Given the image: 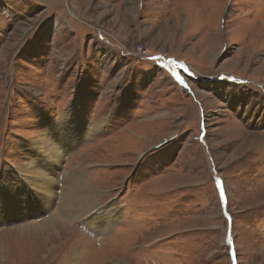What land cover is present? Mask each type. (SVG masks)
<instances>
[{"label":"rangeland","instance_id":"374dc122","mask_svg":"<svg viewBox=\"0 0 264 264\" xmlns=\"http://www.w3.org/2000/svg\"><path fill=\"white\" fill-rule=\"evenodd\" d=\"M72 113L109 228L7 223L0 264H264V0H0V176Z\"/></svg>","mask_w":264,"mask_h":264},{"label":"bare ground","instance_id":"6f19581e","mask_svg":"<svg viewBox=\"0 0 264 264\" xmlns=\"http://www.w3.org/2000/svg\"><path fill=\"white\" fill-rule=\"evenodd\" d=\"M73 115L72 113L67 121L60 123H53L48 119L49 133L32 143L37 153L36 160L32 159L33 164L25 158L26 163L17 168L18 172L7 169L0 176V226L20 222V230L33 232L51 223L49 232L53 231L57 238L61 236L58 228L63 230L66 223L76 221H85L96 232H104L109 228L112 212L116 210L114 204L110 205L109 212H105L104 221L100 223L97 205L101 197L85 182V178L72 175L67 180H60L59 170L66 157L76 150L73 148L80 141L92 139L104 126L103 123H98L90 129L79 131L77 118ZM22 192L28 200L18 199ZM36 214L48 215V218L36 225L30 220ZM39 237L48 241L51 235L45 237L43 234Z\"/></svg>","mask_w":264,"mask_h":264},{"label":"built area","instance_id":"2783aa9c","mask_svg":"<svg viewBox=\"0 0 264 264\" xmlns=\"http://www.w3.org/2000/svg\"><path fill=\"white\" fill-rule=\"evenodd\" d=\"M137 50H138V51H137V54H138V55H140V56H142V57H146V56H148V53H147L146 49H143V47H138ZM145 55H146V56H145Z\"/></svg>","mask_w":264,"mask_h":264},{"label":"snow or ice","instance_id":"6c2138e0","mask_svg":"<svg viewBox=\"0 0 264 264\" xmlns=\"http://www.w3.org/2000/svg\"><path fill=\"white\" fill-rule=\"evenodd\" d=\"M179 79V77H177ZM181 83H183V81L181 80ZM220 191H221V197L224 198V192H223V187L220 186ZM231 218L229 217V222H230ZM231 242V240L229 241Z\"/></svg>","mask_w":264,"mask_h":264}]
</instances>
